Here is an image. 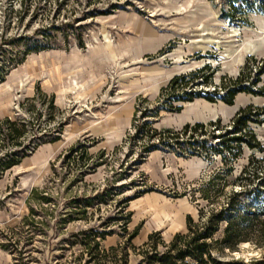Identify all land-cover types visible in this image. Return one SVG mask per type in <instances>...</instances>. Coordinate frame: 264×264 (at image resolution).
Segmentation results:
<instances>
[{
	"label": "rangeland",
	"instance_id": "obj_1",
	"mask_svg": "<svg viewBox=\"0 0 264 264\" xmlns=\"http://www.w3.org/2000/svg\"><path fill=\"white\" fill-rule=\"evenodd\" d=\"M206 63L203 90L223 75L254 76L264 65V0H0V117L27 121L24 143L58 135L0 176V264H138L147 228L160 225L168 241L187 214L198 222L229 201L249 215V241L213 256L264 264V113L240 131L262 151L242 143L229 163L162 149L138 156L135 109L154 107L175 72ZM258 79L254 88L264 87V72ZM236 95L239 108H264V95ZM223 104L181 102L152 125L219 117L214 133L223 134L236 110Z\"/></svg>",
	"mask_w": 264,
	"mask_h": 264
},
{
	"label": "trees",
	"instance_id": "obj_2",
	"mask_svg": "<svg viewBox=\"0 0 264 264\" xmlns=\"http://www.w3.org/2000/svg\"><path fill=\"white\" fill-rule=\"evenodd\" d=\"M77 41L79 45H82L80 33H78ZM209 70L210 65L206 63L199 68L173 75L166 85L160 87L154 107L135 109L131 125L135 128L134 138L140 147L138 156L162 149L172 151L181 157L199 156L210 160L212 156H218L224 164L238 157L242 143L247 144L249 148L255 147L262 151L250 129L248 132L251 140L243 138L240 134L242 129H248V121L259 123L261 120L257 117L264 113V108L252 107L250 104L235 112L230 128L223 134L214 133V129L218 127L219 117L206 123H185L179 129H158L152 125V119L160 110L179 111L182 107L181 102H190L195 98H202L209 102L221 101L232 105L235 95L239 92L264 95V87L254 88L259 81L258 76L264 72V65L255 70L252 77L250 76L252 70H249L245 76L241 73L235 77L223 75L221 77L223 80L219 84L212 85L211 90H203L201 85H205L212 75V70ZM204 72L208 73L204 74ZM2 80L3 75H0V82ZM137 111H139L138 116H136ZM138 118L141 121L135 124ZM211 126L213 128L207 130V127ZM27 132L26 120L11 119L8 116L0 117V176L5 170L18 164L23 157L32 153L39 145L58 140V135L45 140L43 134H40L36 140L24 143L22 138ZM227 134L230 135L226 136ZM77 146L81 145L77 143L71 149ZM261 159H264V156ZM217 176L218 172L208 181L211 182ZM260 183L264 184V179ZM244 192L245 190H240L236 194L241 195ZM236 209L234 202H226L219 208H212L209 215L200 214L198 222H194L193 218L187 214L185 229L174 233L168 241H159L160 231L150 232L146 240L139 245V251L143 256L138 264H259V260L256 259H251L249 262L223 261L212 254L214 250L221 253L235 251L239 243L249 241L243 231V228L249 225V215L247 213L237 215ZM220 222H224L221 236L212 237L218 230ZM135 233L136 229L132 236ZM158 244L161 245L162 250H157Z\"/></svg>",
	"mask_w": 264,
	"mask_h": 264
},
{
	"label": "bare ground",
	"instance_id": "obj_3",
	"mask_svg": "<svg viewBox=\"0 0 264 264\" xmlns=\"http://www.w3.org/2000/svg\"><path fill=\"white\" fill-rule=\"evenodd\" d=\"M94 40H95V38H93ZM107 48L109 49V53H110V57L111 58H113V60H115V53L113 52V45L111 44L110 45V43H109V41H107ZM179 59V58H178ZM175 68H173V69H169V70H167V71H165L164 73H163V76L162 77H164V78H167V77H169L170 76V74L173 72V71H175L174 70ZM241 102H242V98L241 97H238L237 95L235 96V100H234V103L232 104V105H225V104H223L224 105V107H226L227 109H228V112L230 113V112H232L233 110H235L238 106H240V104H241ZM175 215V214H174Z\"/></svg>",
	"mask_w": 264,
	"mask_h": 264
},
{
	"label": "crops",
	"instance_id": "obj_4",
	"mask_svg": "<svg viewBox=\"0 0 264 264\" xmlns=\"http://www.w3.org/2000/svg\"><path fill=\"white\" fill-rule=\"evenodd\" d=\"M188 215H189V214H188ZM185 217H186V216H185ZM159 226H160V225H159ZM159 226H157V227H150V228H147L148 231H146L145 239L142 241V243L146 240L147 235H148L150 232H152V231H160V230L158 229ZM149 229H151V230H149ZM184 229H185V219H184V228L181 229V230H176V231H174V232L169 236V238H168L167 240H169V239L172 237V235H173L174 233L179 232V231H183ZM137 235H138V232L135 234L134 237H136ZM165 241H166V240H165Z\"/></svg>",
	"mask_w": 264,
	"mask_h": 264
},
{
	"label": "water",
	"instance_id": "obj_5",
	"mask_svg": "<svg viewBox=\"0 0 264 264\" xmlns=\"http://www.w3.org/2000/svg\"><path fill=\"white\" fill-rule=\"evenodd\" d=\"M192 69H193V68H190V69H188V71H189V70H192ZM179 73H183V72H181V71H179V72H175L174 74H172V76H173V75H177V74H179ZM172 76H171V77H172ZM171 77H170V78H171ZM170 78H169V79H170ZM169 79H168V80H169ZM234 100H235V97H234L233 101H234ZM241 106H242V105H240L239 107H241ZM239 107L236 108L235 112L239 109ZM211 120H212V119H211ZM194 122H202V121H194ZM185 123H190V122H185ZM185 123H184V124H185Z\"/></svg>",
	"mask_w": 264,
	"mask_h": 264
}]
</instances>
